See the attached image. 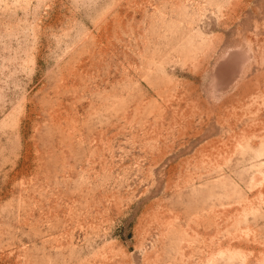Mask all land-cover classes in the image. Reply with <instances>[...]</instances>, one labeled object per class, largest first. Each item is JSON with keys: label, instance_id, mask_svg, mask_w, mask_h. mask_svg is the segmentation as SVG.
<instances>
[{"label": "rangeland", "instance_id": "rangeland-1", "mask_svg": "<svg viewBox=\"0 0 264 264\" xmlns=\"http://www.w3.org/2000/svg\"><path fill=\"white\" fill-rule=\"evenodd\" d=\"M0 264H264V0H0Z\"/></svg>", "mask_w": 264, "mask_h": 264}]
</instances>
